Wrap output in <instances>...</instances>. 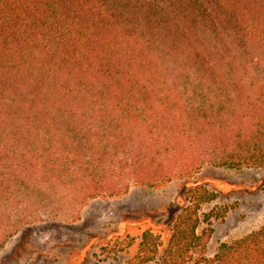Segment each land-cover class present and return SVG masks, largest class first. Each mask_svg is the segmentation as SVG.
<instances>
[{
	"label": "trees",
	"instance_id": "1",
	"mask_svg": "<svg viewBox=\"0 0 264 264\" xmlns=\"http://www.w3.org/2000/svg\"><path fill=\"white\" fill-rule=\"evenodd\" d=\"M207 165L264 167V0H0V250L59 202ZM216 197L185 189L133 264H264V225L208 254Z\"/></svg>",
	"mask_w": 264,
	"mask_h": 264
},
{
	"label": "rangeland",
	"instance_id": "2",
	"mask_svg": "<svg viewBox=\"0 0 264 264\" xmlns=\"http://www.w3.org/2000/svg\"><path fill=\"white\" fill-rule=\"evenodd\" d=\"M206 184L217 197L201 205L200 215L214 209L210 256L222 242L240 238L264 225V167L207 165L191 178L162 187L133 186L120 196H98L84 205L69 201L22 225L0 250V264H133L140 238L150 229L167 244L185 189ZM62 204V205H61ZM142 264H156L149 261ZM184 264H191L186 262Z\"/></svg>",
	"mask_w": 264,
	"mask_h": 264
}]
</instances>
